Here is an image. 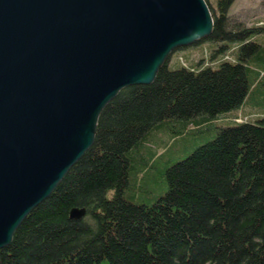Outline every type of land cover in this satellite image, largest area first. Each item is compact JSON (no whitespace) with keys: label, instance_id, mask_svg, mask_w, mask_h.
<instances>
[{"label":"trees","instance_id":"obj_1","mask_svg":"<svg viewBox=\"0 0 264 264\" xmlns=\"http://www.w3.org/2000/svg\"><path fill=\"white\" fill-rule=\"evenodd\" d=\"M206 2L214 28L192 45L217 63L169 56L153 82L121 89L0 264H264V23L233 27L234 0ZM247 104L262 113L239 120ZM202 133L184 158L160 152Z\"/></svg>","mask_w":264,"mask_h":264},{"label":"water","instance_id":"obj_2","mask_svg":"<svg viewBox=\"0 0 264 264\" xmlns=\"http://www.w3.org/2000/svg\"><path fill=\"white\" fill-rule=\"evenodd\" d=\"M213 28L206 0H0V248L93 145L120 90Z\"/></svg>","mask_w":264,"mask_h":264},{"label":"rangeland","instance_id":"obj_3","mask_svg":"<svg viewBox=\"0 0 264 264\" xmlns=\"http://www.w3.org/2000/svg\"><path fill=\"white\" fill-rule=\"evenodd\" d=\"M209 3L217 11L218 0H209ZM228 14L230 23H232L233 27L239 23L247 26L262 24L264 23V0H234ZM192 44L175 48L170 54V63L175 64L178 60H181V63L185 62L186 64L192 65L198 64L201 61L205 65H214L217 63L214 59H207V56L204 59L202 58L207 53V43L203 42L198 45ZM171 67L174 66L171 64ZM247 108L251 109L253 108V106L247 104L246 109ZM262 108L263 107H257L255 108L257 110H254L252 112H246L241 109V111H238L239 120L251 119L256 117V115L262 113L259 112V110H261ZM211 125L208 126V128L212 129L211 127L213 126ZM214 125L218 126L219 121L215 122ZM206 140L207 139L205 138L203 133L199 134L197 138H194L193 135H189L185 139L176 143L174 146L172 144H168L166 147H163V149H160V152H166V159L174 153L173 157L171 158V162H174L175 160L186 157L195 147L205 142ZM158 187L160 193H165L167 190V184L165 180L159 178Z\"/></svg>","mask_w":264,"mask_h":264},{"label":"crops","instance_id":"obj_4","mask_svg":"<svg viewBox=\"0 0 264 264\" xmlns=\"http://www.w3.org/2000/svg\"><path fill=\"white\" fill-rule=\"evenodd\" d=\"M244 111H246V112H252V111H254V110H257V109H255V108H251V109H245V107H244V109H243ZM241 111V110H240Z\"/></svg>","mask_w":264,"mask_h":264},{"label":"bare ground","instance_id":"obj_5","mask_svg":"<svg viewBox=\"0 0 264 264\" xmlns=\"http://www.w3.org/2000/svg\"><path fill=\"white\" fill-rule=\"evenodd\" d=\"M201 65H205L204 63H202Z\"/></svg>","mask_w":264,"mask_h":264}]
</instances>
